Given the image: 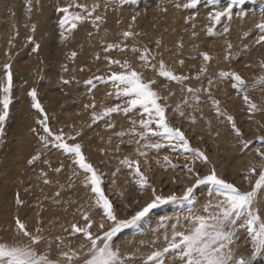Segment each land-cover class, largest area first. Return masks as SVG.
<instances>
[{"label": "rangeland", "instance_id": "1", "mask_svg": "<svg viewBox=\"0 0 264 264\" xmlns=\"http://www.w3.org/2000/svg\"><path fill=\"white\" fill-rule=\"evenodd\" d=\"M11 1L0 0V24L2 26L6 23L10 14L8 8L5 7L6 5L9 7ZM101 1L105 2V0H89L87 2L79 0V2L87 3L89 6L93 2ZM25 2L23 3L25 4ZM186 2L187 0H135L134 3L121 5L119 0H115V2L110 3L107 10L114 11L115 15L113 19L111 18L112 20L105 17V23L109 21L114 29L118 28L117 32L125 29V31H131L135 34L126 40L123 36L116 38L113 43L122 41L124 44H129V47L123 52L113 50L110 53L104 52V47L107 46L104 42H99L97 46H90L86 53H83L84 50L80 47L82 41H78V46L71 48L63 46L58 25L61 14L55 10L59 6V2H56L52 5L50 15H48L50 19L49 31L52 36L44 52L43 70L30 62V54L34 44L29 42L27 38L32 36L35 43H39L40 38L35 33L36 31L32 33L33 22L26 20L27 27L29 26L26 31L29 30L30 35H25L22 41H27L28 53L21 57L13 56L7 63L11 65L12 74L16 73V75L13 89L14 98L13 103L10 105V118L6 123V135L3 138V143H0V192L8 193V198L14 200L15 189L21 186L18 192L21 198L25 200L26 205L19 209L18 214L31 227L35 223L37 214H39L40 221L46 229L45 234L49 238L63 235L66 240L73 239V243L78 244L79 239L70 237L67 232H63V229H70L71 224L80 219L78 208L80 205L86 207L89 197L78 181L71 188L68 187L70 177L73 181H76V178L72 176L71 161L56 150H51L49 154H45L43 157V159L49 161L51 167L45 165L42 161L37 162L34 166L27 165V159L35 153L38 143L29 131L30 127L34 126V121L29 123L22 116V109L19 104L23 101L25 105L30 103V98L26 94L24 95L22 85H19V81L23 79V81L31 80L30 88L35 87L37 94L41 93L42 100L38 99L41 104L44 102L46 106L44 108L51 118L50 126L53 130L63 128L65 133L73 135L77 131L81 133L77 137V142L82 144L88 160L103 173V188L112 200L118 216L127 218L150 197V190L141 194L136 186L130 182L127 169L122 168L115 177L111 174L116 170L119 159L129 154H133L134 157L135 153V145L128 144L129 137H124V143H121L120 139L113 133L121 130L126 131L130 126V120L138 121L140 113L136 112L129 116L114 114L111 122L115 124V129H107V121H98L93 124L91 121L93 109L85 107V105L95 103L96 111H100L102 106H111L118 102L115 96L107 95L108 92H114L111 85L98 84L91 92L86 88L85 81L89 78L96 75L107 76L110 71L118 70V66L115 65L109 68L104 60L105 55H110L113 59H127L134 67L144 72L145 79H157V88L162 94L167 95L169 91L175 93L168 100L171 105L168 117L172 125L181 127L190 139L192 147L200 148L205 152L212 162L210 166L216 167L218 175H222L226 180L235 181L242 188L247 187L242 182V174L249 162L255 158V149L264 148V144L257 139L259 135H264V130L260 128V125L264 124V90H261L260 87L249 90V96L259 109L255 113H249L241 94L233 90L231 84L227 81H218L213 73H218L221 70L236 71L249 84L252 83L255 76L260 75L259 64L261 60H264V42H261V44L255 43L256 37L259 35L255 25L260 22L261 16L264 14V0H245L244 5H235L231 20H224L217 25L214 29L215 34L212 36L206 33L209 26L207 13L216 5L226 6V0H215V3L208 5V7H205L206 0H200L196 9L181 8L178 10L175 7L176 3L183 4ZM240 13H244V16L241 17ZM193 14H195V19H188ZM20 15L22 19L23 9L20 10ZM133 16H135V20L132 19ZM257 16L259 17L257 18ZM225 25L229 28L227 33L223 31ZM99 29L88 22L87 42L90 40L99 41L100 37H97ZM193 32L196 33L195 36L192 35ZM89 33L92 37L89 36ZM158 40L160 41L159 48L156 45ZM228 44L232 45L231 56L228 60H225L224 56L229 53ZM133 45L141 49L147 47L153 53H159L154 62L163 59L167 65L174 67L177 74L182 73L190 77H194L200 65L204 63L200 53L207 52L212 57L207 64V73L199 80L190 79L186 81L185 86L207 88L209 87L208 78H212V97L220 101L222 111L235 118L237 126L244 133L243 138L251 141L248 147L242 148L231 132L230 125L226 122L222 123V117L217 118L207 94H200L202 102L195 110L185 108L186 115L184 117H180L172 111L176 103L180 102L185 95L180 92L181 86L169 83L168 87L165 88L166 81L159 78L150 68L144 69L141 67L137 59L139 54L131 51ZM244 45H248V47L245 48ZM9 47L8 44L5 45L4 50ZM73 51L77 53L76 56L78 57L84 56L80 64V69L84 71H78L84 75L82 76L85 77L83 80L77 77L74 71H62L61 62L67 65L76 58L69 59ZM61 53L64 61L63 58L60 59ZM97 55H99V59H96ZM6 57L8 55L5 52L0 53V77L3 76V60ZM179 60L184 61L182 66L179 65ZM19 75H22V77ZM61 75L65 79L71 80V83L61 84ZM189 116L195 117V123L191 122ZM26 138H28V141H26ZM101 149H103V152H101ZM164 155H168L174 164L183 165L185 162L184 156L186 154L178 151L161 150L158 153L149 151L148 163L151 171L148 174L151 182L156 186L158 193L163 192L165 195L172 191L179 193L186 183V178L180 167L165 169L161 166ZM17 156L20 160H18L19 167L14 166ZM157 159L161 160V165L156 163ZM140 162L143 169L145 166L144 159L141 158ZM61 163H63V169L57 174L53 169L60 167ZM207 167L209 166L201 168L200 162L197 161V168L202 173L206 171ZM41 171L46 172L47 178L52 181L51 184H44V190L37 183L38 179L43 181V178L40 177ZM113 180H115V185H113ZM61 185L64 186L62 189ZM58 190L61 191V196L55 197L54 193ZM120 193H123V195H120ZM197 196L199 203L195 204L194 210H199L204 203L207 198L206 190L198 192ZM261 196L264 198V193ZM41 197L43 202L40 207H36ZM78 197H82L84 203L81 204ZM53 199L59 200L60 203L54 204ZM4 206L3 204L1 210L2 228L0 227V230L10 228L13 217L17 215L14 201L10 207L7 206L5 209ZM189 207L192 206L162 205L153 210L150 216L136 228L125 229L118 234L115 238V244L119 245L123 251L134 254V264H142L140 257L153 250L148 246L153 239L159 236L158 246H163L162 233L164 230L158 228L160 217L183 216L187 214ZM92 216L99 223L101 217L96 214L95 210ZM154 229L157 231L153 232ZM93 231L95 232L96 229L94 228ZM147 231L150 232L149 236H145L141 240L139 237L133 239V236ZM3 233L0 234L3 235ZM138 240L139 242H137ZM249 248L250 246H244L243 239H241L240 254L248 255ZM53 253H55V245H53ZM254 264H264V255L258 256Z\"/></svg>", "mask_w": 264, "mask_h": 264}, {"label": "snow or ice", "instance_id": "2", "mask_svg": "<svg viewBox=\"0 0 264 264\" xmlns=\"http://www.w3.org/2000/svg\"><path fill=\"white\" fill-rule=\"evenodd\" d=\"M112 2L115 0H105L103 5L105 11ZM134 2L135 0H119L121 5ZM199 2L200 0H187L183 4L176 3L175 7L178 10L196 9ZM214 3L215 0H206L205 7ZM244 4L245 0H226V6L216 5L209 10L207 35H214L217 25L224 20H231L235 5ZM101 6L99 2H93L89 6L79 0H67L64 6H57L55 10L61 14L58 21L61 41H66L78 25L85 22H91L93 27L99 29L100 24L105 20L104 14L98 11ZM239 15L243 17L244 13ZM132 19L135 20V16ZM188 19L194 20L195 14ZM255 28L259 32L255 43L261 44L264 42V14ZM32 30L35 31L34 25ZM223 31L224 33L229 31L227 25L224 26ZM134 35L131 31L122 33L125 40ZM192 35L195 36L196 33L193 32ZM27 39L34 44L32 52H38L40 44L35 43L32 36ZM156 45L159 48V40L156 41ZM244 47L247 48L248 45ZM227 48L229 53L224 56L225 60L231 56L232 45L228 44ZM127 49V44L113 43L107 44L104 52L110 53L113 50L123 52ZM131 51L139 54L137 59L142 68H150L159 78L167 82L164 85L165 88L169 83L181 86L180 92L185 95L172 108L178 116L186 115L185 108L195 110L202 102L200 94H207L217 118L222 117L221 122L230 125L231 132L242 148L248 147L251 141L243 138L244 133L237 126L235 118L222 111L220 101L212 97V78H208L209 87L207 88L185 86L186 81L199 80L207 73V64L212 59L207 52L200 53L204 63L200 65L196 75L190 77L182 73L177 74L174 67L167 65L163 59L154 62L159 53H153L147 47L141 49L133 45ZM76 55L77 53L73 51L69 59H74ZM99 58L97 55L96 59ZM104 60L109 68L115 65L118 66V70L110 71L107 76H93L86 80L85 84L89 86V92L98 84L111 85L114 92H108L107 95L115 96L118 102L111 106H102L100 111H96L95 103L85 107L93 109L92 123L107 121V129H115V124L111 122L114 114L129 116L136 112L140 113L138 121L130 120V126L126 131L113 133L121 143H124V137H129L128 144L135 145V158L133 154H129L119 159L116 170L111 174L115 177L122 168L127 169L130 182L141 194L150 190L149 199L127 218L118 216L112 200L103 188V173L88 160L82 144L77 142V137L81 133L79 131L74 135L65 133L63 128L53 130L50 126L51 118L38 99L37 89L33 87L27 92V96L30 98V108L37 115L34 117V126L30 127L29 131L34 135L38 147L27 159V165L34 166L40 161L49 165V161L43 157L51 150H56L71 161L72 176L85 190L89 200L86 207L80 205L78 208L80 219L72 223L70 229H63V232H67L70 237L79 239L80 242L74 244L73 239L66 240L63 235L49 238L45 234L46 229L42 226L39 214L30 230L27 221L21 219L18 214L19 209L25 206L26 202L17 192L14 197L17 215L13 217L10 228L0 230V233L7 232V237L0 234V264H134V254L123 251L119 245L115 244V238L123 230L139 226L153 210L168 204L192 207H189L187 214L183 216L160 217L158 228L164 230L163 246H158L159 236L153 239L148 245L153 250L140 257L142 264H254L258 256L264 255V198L261 196L264 193V148L255 149V158L249 162L242 174V182L247 187L242 188L235 181L224 179L222 175L217 174L215 166H210L212 162L205 152L200 148L192 147L190 139L181 127L173 126L170 122L168 111L171 105L168 100L175 93L169 91L167 95L162 94L157 88V79H145L144 72L134 67L127 59H113L110 55H105ZM178 63L182 66L184 61L179 60ZM61 68L64 72L68 71L66 65H62ZM259 68L260 75L255 76L251 84L238 72L232 70H221L213 75L220 82L230 83L232 89L241 94L247 111L255 113L259 109L248 93L250 89L257 87L264 90V60L260 61ZM60 83L67 85L71 83V80L61 75ZM13 89L11 65L6 63L3 65V76L0 77V143H3L6 135V123L10 118V105L14 98ZM189 119L195 123L194 116H189ZM260 128L264 130V124L260 125ZM257 139L264 144V135H259ZM161 150L186 154L183 165L174 164L168 155L162 157V165L160 159L156 160V163L165 169L181 168L186 183L179 193L176 191L167 195L163 192L158 193L156 186L151 182L148 174L151 171L148 163L149 151L158 153ZM141 158L145 161L143 169ZM197 161L200 162L201 168L209 166L206 171L202 173L197 168ZM62 169L63 163L53 171L59 174ZM40 177L43 178L44 184L52 183L47 178L46 172L41 171ZM76 181L70 177L68 187L71 188ZM60 187L62 189L64 186ZM205 190L207 198L199 210H194L195 204L199 203L197 193ZM54 196L60 197L61 191H56ZM53 203L59 204L60 201L53 199ZM36 207L40 205L37 204ZM94 210L101 217L99 223L93 219ZM156 231V229L153 230V232ZM241 239L245 247L250 246L248 255L240 254ZM53 245H55V253H53Z\"/></svg>", "mask_w": 264, "mask_h": 264}, {"label": "bare ground", "instance_id": "3", "mask_svg": "<svg viewBox=\"0 0 264 264\" xmlns=\"http://www.w3.org/2000/svg\"><path fill=\"white\" fill-rule=\"evenodd\" d=\"M25 1L26 0H24V1L23 0H12L9 7H8V5H6V7H5V8H8V12L10 14H9V17L7 18L6 23L3 26L0 24V53L5 52L8 55V57H6L5 60H3L4 64L8 63L9 60H11V58H13V56H20L21 57V56L26 55L28 53L27 41H22V39H23V37H25V35H30L29 30L26 31V28L29 27V26L27 27L26 20L27 21L29 20V21L33 22V25L35 26V31H36L35 33L40 38V42H39L40 49L36 53H33L31 51L30 62L33 65L37 66L39 69L43 70L44 69V52H45V49H46L47 44L49 42V39L52 36L50 34V31H49L50 19H49L48 15H50V9H51L52 5L55 4L56 2H59V6H64L67 3V0H55V1L27 0L26 2ZM84 1L87 2L89 0H84ZM21 2H22V4H21ZM23 2H25V4ZM99 3L102 5L101 8L98 10L99 13L104 14V16L107 17L108 19H111V18L113 19L114 15H115L114 11H112V10H106L105 11V9L103 7L104 3L102 1ZM29 8L31 9L30 11H29ZM21 9H23V12H24L22 19H21V15H20ZM0 17H1V14H0ZM258 17L259 16H257V18ZM87 28H88V22L80 24L79 27L77 28V30L73 31L71 36H69V38L66 41L61 42L62 45L65 47L71 48L74 46H78V44H79L78 41H82V42H80V44H81L80 47L82 48V50H84L83 53H86L87 49L90 46H97L99 42H102V43L104 42L106 45L112 44L116 40V38L122 37V31H125V29H121L122 31L120 30L117 32L118 28L114 29L112 24H110L109 21H108V23H105V20H104V22L100 24V27H99L100 29H99V33H98L99 35H97L98 38L100 37L99 41L90 40L89 42H87V40H86L87 39L86 38L87 37V32H86ZM32 33H34L33 30H32ZM120 43H122V41H120ZM7 44L10 47L8 49L6 48V50H4L5 49L4 47ZM122 44H124V43H122ZM83 57L84 56H82V55L79 57L76 56V58L71 63H68L67 65L64 62H61L62 65L67 66V69H68L67 72L74 71V73H76V76L82 80L85 77H82L84 75L78 71H81L80 64L83 60ZM62 58L64 61L63 54L61 53L60 59L62 60ZM83 71L84 70H82V72ZM15 75H16V73H13V77H14L13 83L15 81ZM43 76H44V72H43ZM20 77H22V75ZM23 80L19 81V85H22L21 86L22 91H23L24 95L25 94L27 95V92L31 89L30 84L32 81L31 80L23 81ZM25 82H27V83H25ZM79 82H81V81H79ZM86 88H87V90H89L88 85H86ZM38 98L42 100L41 93H38ZM24 100L26 101L25 98H24ZM23 102L19 103L21 106V109H22V116L24 118H26L29 123L30 122L32 123L34 121V117L37 114L35 113L34 110H32L30 108V103L28 105H25V103H23ZM42 105H43V107L46 108V106L44 105V102ZM24 140H25V138H24ZM26 141H28V138H26ZM18 160H19V158L17 156V159L14 163V166H16V167H19V161L20 160L19 161ZM37 183L44 190L43 181L38 179ZM20 188H21V186L18 187L17 189H15V193H17ZM8 192H10V191H8ZM42 195L44 196V194H42ZM78 199H79V202L81 204L84 203L82 197L81 198L78 197ZM13 201H14L13 198L12 199L8 198V193L6 194L3 192H0V217H2L1 210H2L3 204L5 205L4 207L6 209L7 206L10 207V205L13 203ZM42 202H43V198L41 197L40 200L38 201L39 205H41ZM31 221H32V219H31ZM42 226L44 227L43 223H42ZM0 227L2 228L1 219H0ZM28 227L30 230L32 229L30 224H28ZM149 234H150V232L147 231V232L141 233L139 235L133 236V239H136V237H139L141 240L145 236H149ZM3 235L5 237H7V232H4ZM137 242H139V240Z\"/></svg>", "mask_w": 264, "mask_h": 264}]
</instances>
